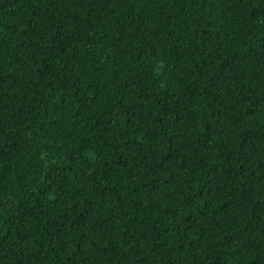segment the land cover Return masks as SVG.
Masks as SVG:
<instances>
[{
  "label": "trees",
  "instance_id": "16d2710c",
  "mask_svg": "<svg viewBox=\"0 0 264 264\" xmlns=\"http://www.w3.org/2000/svg\"><path fill=\"white\" fill-rule=\"evenodd\" d=\"M0 264H264V0H0Z\"/></svg>",
  "mask_w": 264,
  "mask_h": 264
}]
</instances>
